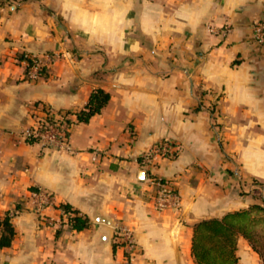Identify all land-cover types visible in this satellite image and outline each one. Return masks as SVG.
Segmentation results:
<instances>
[{
    "label": "crops",
    "instance_id": "crops-1",
    "mask_svg": "<svg viewBox=\"0 0 264 264\" xmlns=\"http://www.w3.org/2000/svg\"><path fill=\"white\" fill-rule=\"evenodd\" d=\"M263 17L264 0H0V216L15 229L0 264H122L119 226L138 264H196L197 222L264 204V47L252 31ZM46 54V75L29 80L19 57ZM99 88L110 94L100 114H71L76 154L20 136L34 105L80 111ZM161 141L180 151L152 169L177 191L158 211L138 160ZM36 188L54 196L39 215ZM64 204L90 226L72 229ZM237 253L263 263L243 236Z\"/></svg>",
    "mask_w": 264,
    "mask_h": 264
},
{
    "label": "built area",
    "instance_id": "built-area-1",
    "mask_svg": "<svg viewBox=\"0 0 264 264\" xmlns=\"http://www.w3.org/2000/svg\"><path fill=\"white\" fill-rule=\"evenodd\" d=\"M210 33L227 37L231 31L229 25L216 27L208 26ZM254 42L264 47V17L252 23ZM55 59L54 55L46 54L36 57L32 62L24 60L26 65V77L29 80L41 78L40 70L49 68ZM71 118L68 111L54 110L46 105H34L31 112L30 123L21 131L22 139L30 144L40 146L42 150H53L60 153L76 154L70 146L69 138L66 136V120ZM180 149L178 144L172 141H161L147 149L138 160L145 177L154 189V196L151 198L154 207L163 211L174 204L177 198V191L172 180L162 178L153 172L158 158L173 159ZM30 202L36 214H40L44 207L54 204V196L51 192L36 188L30 194ZM13 216V214H11ZM114 245L122 251V264H138L143 258V252L135 240L133 231L126 226H119L114 236Z\"/></svg>",
    "mask_w": 264,
    "mask_h": 264
},
{
    "label": "trees",
    "instance_id": "trees-1",
    "mask_svg": "<svg viewBox=\"0 0 264 264\" xmlns=\"http://www.w3.org/2000/svg\"><path fill=\"white\" fill-rule=\"evenodd\" d=\"M20 60L32 62L34 58L23 55ZM41 77L47 73V68L40 70ZM110 101V94L99 88L94 90L85 109L69 112L77 116V122L88 123L94 116L100 114ZM39 105V104H36ZM44 105V104H41ZM74 121L66 120V136L70 137ZM68 213L70 227L82 231L90 226V220L68 204L62 205ZM264 221V204H253L247 209L229 212L221 218H208L193 226L192 256L196 264H240L238 256V238L243 236L251 244L254 251L261 255L257 247L259 225ZM0 248L9 247L15 237L12 216L9 211L0 216ZM116 248V246L114 245Z\"/></svg>",
    "mask_w": 264,
    "mask_h": 264
},
{
    "label": "rangeland",
    "instance_id": "rangeland-1",
    "mask_svg": "<svg viewBox=\"0 0 264 264\" xmlns=\"http://www.w3.org/2000/svg\"><path fill=\"white\" fill-rule=\"evenodd\" d=\"M257 247L259 248V251L261 252V257L263 259V263L264 264V221L261 222V224L259 225V233L257 236Z\"/></svg>",
    "mask_w": 264,
    "mask_h": 264
},
{
    "label": "water",
    "instance_id": "water-1",
    "mask_svg": "<svg viewBox=\"0 0 264 264\" xmlns=\"http://www.w3.org/2000/svg\"><path fill=\"white\" fill-rule=\"evenodd\" d=\"M100 221L104 222V221H106V220H104V219H100Z\"/></svg>",
    "mask_w": 264,
    "mask_h": 264
}]
</instances>
